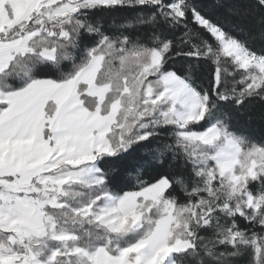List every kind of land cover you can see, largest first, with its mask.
<instances>
[{
  "label": "snow or ice",
  "instance_id": "snow-or-ice-1",
  "mask_svg": "<svg viewBox=\"0 0 264 264\" xmlns=\"http://www.w3.org/2000/svg\"><path fill=\"white\" fill-rule=\"evenodd\" d=\"M257 38L264 0H0V264H264Z\"/></svg>",
  "mask_w": 264,
  "mask_h": 264
},
{
  "label": "trees",
  "instance_id": "trees-1",
  "mask_svg": "<svg viewBox=\"0 0 264 264\" xmlns=\"http://www.w3.org/2000/svg\"><path fill=\"white\" fill-rule=\"evenodd\" d=\"M205 4L216 3L217 0H198ZM231 0H220V3L227 4ZM226 9L219 8L216 10L215 14L220 15ZM111 18H107L105 21V26H111ZM252 47L256 50L264 48V41L259 38L254 41H250ZM233 124L236 128L242 130L246 135L250 136L256 141L264 140V102L259 100H250L243 108L236 109L234 111ZM167 167V165L165 166ZM247 257H242L238 259L237 264H247Z\"/></svg>",
  "mask_w": 264,
  "mask_h": 264
}]
</instances>
